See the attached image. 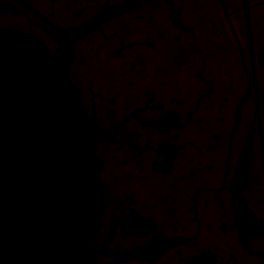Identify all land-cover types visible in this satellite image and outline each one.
<instances>
[{"label": "flooded vegetation", "instance_id": "obj_1", "mask_svg": "<svg viewBox=\"0 0 264 264\" xmlns=\"http://www.w3.org/2000/svg\"><path fill=\"white\" fill-rule=\"evenodd\" d=\"M4 27L70 56L91 264H264V0H0Z\"/></svg>", "mask_w": 264, "mask_h": 264}, {"label": "water", "instance_id": "obj_2", "mask_svg": "<svg viewBox=\"0 0 264 264\" xmlns=\"http://www.w3.org/2000/svg\"><path fill=\"white\" fill-rule=\"evenodd\" d=\"M70 60L0 28V264H91L98 133L67 80Z\"/></svg>", "mask_w": 264, "mask_h": 264}]
</instances>
